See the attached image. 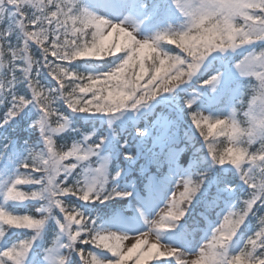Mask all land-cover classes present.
Returning a JSON list of instances; mask_svg holds the SVG:
<instances>
[{"label":"snow or ice","instance_id":"snow-or-ice-1","mask_svg":"<svg viewBox=\"0 0 264 264\" xmlns=\"http://www.w3.org/2000/svg\"><path fill=\"white\" fill-rule=\"evenodd\" d=\"M34 3L37 7V12L43 11L45 3L49 4L50 11L46 17L49 29L47 37L42 38L37 34L39 17L38 15H27L23 8L20 7V0H0V12H4L6 16H9L11 21H14L20 28L27 25L29 29L25 36L27 46L29 49L35 46L41 50L40 68L42 70L47 69L51 76L55 74L59 66L71 64L83 54L82 48H78L71 58H61L57 53V49L61 46L60 41L74 39L81 31L80 26L85 30H94L93 40L91 42L85 41L84 47H99L106 50L112 47L113 37L116 38V55H106L105 58L118 57L120 59L126 54L123 49L129 48L131 50L130 60L133 56L143 60L144 57L149 56L153 51L155 41L151 38L139 40L138 46L134 49L131 48L132 38L129 37V39L125 40V32H129L132 36H135L132 29L126 27L127 25L130 24L136 29L140 28L141 21L137 19V16L143 14V11L147 8V5L142 3L141 0H131L130 5H118L114 4L112 0H105L103 5L105 8L123 10L131 6L135 10V14H129L122 20L123 23L116 22L115 26L110 29L108 28V24L111 22L110 19L81 5L80 0H34ZM174 3L176 8L193 23L192 29L179 36V39L185 45L192 44V41L197 40V38L207 40L220 23V20L216 18L226 19L236 7L234 0H174ZM257 24H259V21H257ZM105 29L108 30L106 31ZM163 35L168 34L165 33ZM9 36H11V32H9ZM197 43H199V40H197ZM254 43L264 44V40H252L245 46H251ZM212 51L215 52V49H212ZM250 52L253 55L246 64L243 66L239 63L235 65L242 76L253 77L259 82L258 87L253 90L252 97L248 101V112L245 113L249 123L248 129L243 130L239 127L235 118V110L231 113L228 121L220 117L214 118L205 115L198 110H194L191 113L195 127L204 133L202 136L203 140L207 142V148L215 163L221 166L225 164L236 166V168L240 169L243 182L253 190L251 198L243 202L244 206L240 211H230L223 216L222 222L214 229L211 237L214 238L215 243L194 264H218L215 247L222 243L220 237L224 234V229L229 228L232 224L233 217L240 215V218L245 222L249 214L254 215L259 206H264V180H260L259 178V174L264 173V152L234 155V153H240L241 151L235 147V143L241 135L247 134L253 140L257 138L264 139V47L253 48ZM193 67L197 68L199 65H193ZM18 71H24V69L18 67L9 74L8 93L10 103L2 117H0V129L13 126V122L16 121L17 117L30 104L34 103L39 107L41 113L39 119L34 121V124L40 130L44 148L37 151L31 147V142H27L28 156L21 164L25 172L17 175L10 184L6 183L4 185H7L8 201L16 203H23L28 200L23 194V185L35 184L39 186L31 193V199L33 200L43 199L39 189L45 183L49 188L56 189L54 205L63 213L65 219V222L60 223L58 221V223L61 232L67 234L68 242L60 243L59 237L57 238L53 247L47 249V255L44 259L48 264H68V255L63 254L62 250H67L66 253L70 254L71 257L73 253L78 254L83 264H129L130 261H134V264H146V261L149 259H155L164 255L174 257L175 264H184V261L179 256L180 249L164 247V252L158 251L160 240L154 238L153 233L165 229H175L179 225V222L185 217L182 206L187 205L193 195L201 190L202 185L204 186L205 184L207 173L199 174L202 184L191 177L179 179L175 184L174 190L171 192L167 206L161 210L158 219L150 223L147 231L129 236L114 231L106 232L102 229H97L95 221L85 216L84 213L77 209L66 207L62 197L72 195L78 196L83 201H107L117 197L131 198L133 192L130 190L118 191L115 187L111 188V190H106L105 185L109 183L110 179L119 178L122 175V171H116L114 176H109V160L107 157L102 158L101 161H97V167H93L91 163L83 167L82 182L77 181L76 183L69 184L66 179L65 181L58 180L62 175L66 178L71 176L78 167L83 166V162H88L91 157L96 156L98 150L101 148L102 141L87 145L74 143L71 145L70 150H65L60 156H57L55 151L50 153L48 151L49 147L53 149L57 148L56 134L63 133L64 131L59 126L53 127L54 123L58 124L61 117L57 114L55 120H52L51 117L54 109L40 103L42 89L38 79L39 72L35 70L26 72L24 80L18 83L16 80V73ZM222 79L223 74L216 73L205 80L203 84L215 92L221 85ZM20 85L27 86L31 93L30 98L26 95L17 94L16 89ZM186 103L189 108H192L194 100L189 99ZM17 109L21 110L20 113L17 112ZM217 129H219L218 135H226L232 141L231 146L220 153H217L216 146L211 143L212 140H209L213 131ZM221 129L223 130L222 133ZM140 134L146 135L147 133L140 131ZM85 140L87 141L88 137H85ZM5 148L7 149V145H5ZM126 155L129 160L136 159L133 154L126 153ZM42 160H47L48 164L36 167V162ZM245 163L253 167L242 168L241 165ZM253 168L257 170L253 171ZM37 173L40 175H35ZM228 187L231 189L233 186L229 185ZM181 188H183V191H180ZM4 210L7 214L6 207ZM40 211L51 213L52 207L42 208ZM141 214L143 215V213ZM24 215L27 225L24 229H33L36 231V235L32 236L31 239L24 240L25 243L22 245V251H17L15 255H5L6 248L0 253V264H22V259L28 255L29 250L40 235V231L45 226L47 217L38 218L33 214ZM259 225V230L249 237L244 246L255 250L256 255L254 256L252 252L241 250L238 254L229 255L231 264H264V255L260 254V252H264V248L261 247L264 244V216H260ZM149 237H153L155 242L150 243ZM125 241L130 246H126L124 244ZM79 243L90 244L107 250L114 259L101 260L92 251L79 248L77 246ZM145 246H147L146 250ZM34 264H36V260Z\"/></svg>","mask_w":264,"mask_h":264},{"label":"clouds","instance_id":"clouds-1","mask_svg":"<svg viewBox=\"0 0 264 264\" xmlns=\"http://www.w3.org/2000/svg\"><path fill=\"white\" fill-rule=\"evenodd\" d=\"M234 2L236 7L226 19L216 18L220 20V23L207 40L197 38L199 43H197V40H193L192 44H183L179 36L192 29L193 23L179 11L182 19L178 17L170 20L167 26L162 27L161 30L151 37L155 41L153 51L149 56L144 57L143 60L135 56L130 60L131 50L124 48L123 51L126 54L119 59V62L108 71L102 73L85 74L72 68L71 64L62 65L52 75L58 86L52 87L41 82L40 77L44 69L40 68L41 59L37 56L36 49H29L27 46L25 39L29 31L27 25L20 28L14 21H11L9 16H6L4 12H0V109L6 110L10 103L8 93L9 74L18 67H22L24 71L16 73L18 83L24 80L26 72L33 70L39 72L38 79L42 89L40 103L54 109L51 117L52 120H55L57 114L61 117L58 124L54 123L53 127L59 126L65 131L70 124L69 116L58 111V105L61 101L67 105L71 113H103L114 115L123 113L128 109L139 111L141 108L147 107L148 102L153 101L159 95L171 93L179 86L190 81L201 69L206 58L214 53L212 49H215V52L219 51L223 53L231 51L236 53L252 40H264V0H234ZM20 7L29 16L38 15L39 28L37 34L42 38L47 37L49 29L46 17L50 11L49 4L45 3L43 11L37 12L34 0H20ZM110 21L108 24L109 29L116 24V22ZM257 21H259V24H257ZM119 22L123 23L122 20ZM126 27L131 28L132 32L135 33V36H132L131 33L125 32V40L131 37V48L134 49L138 46V41L144 40L145 36L140 31V28L136 29L130 24ZM80 28L81 31L74 39L60 41L61 46L57 49V53L61 58H71L78 48L83 49V54L77 60L91 58L102 60L106 55H116L115 40L112 47L106 50L99 47H84L85 41L91 42L93 40L94 30H85L82 26ZM105 30L107 31L108 29ZM9 32H11V36H9ZM165 33L168 35H163ZM13 37L15 38L14 42L12 40ZM167 45H175V48L179 49V51L167 50ZM252 55L251 52H246L236 64L239 63L243 66ZM193 65H199V67L194 68ZM258 85L259 82L256 80L255 82L250 81L248 85H245L242 95L231 102L230 113L226 115L221 114L219 117L228 121L231 113L235 110V118L239 127L247 130L249 123L245 113L248 112V101L252 97L253 90ZM16 92L19 94L18 87ZM20 111V109H17L18 113ZM222 131L221 129V133ZM177 135H179L178 131ZM199 135L202 137L204 133L199 131ZM219 136L223 137V139L211 141L216 146L217 153L225 151L228 149V145L232 144L228 136L223 134ZM70 147L57 143L56 149L49 147L48 151L50 153L55 151L56 155L60 156L65 150H70ZM235 147L241 151L240 153H234V155L264 152V139L257 138L253 140L247 134H244L236 141ZM47 164V160H42L37 161L35 166L41 167ZM245 164H242L241 167L244 168L243 165ZM259 178L260 180H264V173H260ZM196 181L202 184L200 176L197 177ZM23 186V194L28 200L31 199L33 190H25ZM39 190L43 197L42 200L47 201L49 206H52L56 198V189L49 188L45 183ZM200 191L193 195L187 205L182 206L185 216ZM0 197L3 198L5 203L9 202L7 198V185H0ZM4 209L5 206L0 205V241H4L11 230L27 227L24 214H19L14 208L9 207H6V214ZM36 212H40V209H37ZM243 223L240 215H237L233 217L229 228L224 229V234L220 237L222 243L215 247L218 264H231L228 254L229 245ZM153 236L159 239V232H154ZM24 243L25 241L22 240L8 247L5 255H15L17 251H22ZM214 243V238H211L196 252L180 250L179 256L184 261V264H194ZM261 247L264 248V244ZM242 251L252 252L254 256L256 255V251L250 247H244ZM30 253L31 249L28 255L22 259V264H29L28 258ZM260 254L264 255V252H260ZM66 255H68V264H71V255L68 253ZM36 264H41L39 257L36 259Z\"/></svg>","mask_w":264,"mask_h":264},{"label":"trees","instance_id":"trees-1","mask_svg":"<svg viewBox=\"0 0 264 264\" xmlns=\"http://www.w3.org/2000/svg\"><path fill=\"white\" fill-rule=\"evenodd\" d=\"M14 39L15 38L13 37V42ZM33 48L36 49V54L41 59V50L35 46ZM167 50L175 52L179 51V49L175 48V45H167ZM237 58H239V56H236V59ZM231 59V57L226 56L222 58V61L215 59L205 65V67H202V70L193 77L190 85H181L171 93H163L159 95L154 99L156 105L153 110L142 113L137 120L129 121L125 125L114 124L111 126L107 121H102L100 113H96L95 115L93 113H71L67 108V105L61 101L58 105V111L68 115L69 118H72V124L69 130L56 134L55 139L59 145L70 147L74 142L81 141L86 135L95 131L93 136L95 140H91L90 142L100 143L102 141V144L108 142L105 151L111 152L114 155L109 167V176H114L116 171H122L121 177L109 180V183L105 185L106 190H111L113 187L118 191H127L133 187L143 188L142 184L144 180H146L150 171H156L160 175V179L169 173V165L167 164L165 155L167 150L166 152H160L157 145L154 144V137L159 131L154 128L152 134L151 132L148 133L158 117L168 116L187 129L186 134L180 130V137L173 144V147L176 149L179 147H185L181 156L183 164H186L187 161L192 158L198 160V165L195 167L191 178L196 180L200 173H208L204 186L194 199L192 206L188 209L187 215L180 221L181 224L189 226H205L208 225L210 221L217 220L222 208L221 203L228 199V196L224 192L230 189L228 187L229 185L233 186L231 190L237 200L231 211H240L244 206L243 202L251 198V192L253 190L250 187L243 185L240 174L230 167L231 164H225L223 166L216 164L209 153L207 142L203 140V137H200L199 130L196 129L193 123L191 113L194 110L201 111V105L205 103V100H197L196 98L192 108H189L186 103L191 97L193 98V95L196 96V94L202 90L204 87L203 82L205 80L215 73H221L222 70L225 69L223 64H226V62H233L227 61ZM118 62V57H108L102 60L82 59L72 62L70 66L85 74H98L108 71ZM40 79L43 84L49 87L58 86L57 82L48 74L47 69L43 70ZM250 81L255 82V78L246 77L238 81L242 86V93L243 87L248 85ZM18 89L20 95H26L30 98L31 93L26 85H20L18 86ZM226 99L227 97L222 100V103L215 107L216 116L211 115V117L215 118L224 114V104ZM30 106L31 104L25 109L27 110V113H29ZM4 111L5 110L0 109V117H2ZM22 114L19 116L16 124L0 129V159L5 155V145H7L8 148V145L10 144L9 141L12 142L13 140H16L20 148L26 147L24 153L25 158L18 162L17 167L19 168V175L25 172L21 167V164L28 156L27 142H31V147L37 151L44 148V143H42L43 138L39 133L38 126L34 124V121L39 119L38 114L36 111H32L30 116L25 114L23 117ZM140 131L147 134L141 135ZM218 132L219 129L214 130L212 136L209 137V140L223 139V137L218 135ZM126 153L135 155L136 159L129 160ZM83 167H86L85 163H83L82 167H78L71 176L66 178L62 175L58 180L65 181L66 179L69 184L76 183L77 181L82 182ZM256 170L257 169H255V171ZM35 175L38 176L40 174L37 173ZM115 181H117V183L113 185ZM23 187L25 190L32 191L39 186L31 184ZM62 199L66 207L77 209L84 213L85 216L95 221V227L102 219H104V217L110 214L115 207L121 206L123 208L129 201V198L125 199L120 197L107 201H83L78 196L72 195L64 196ZM213 201H218L219 203L215 205L213 204ZM47 203L48 202L45 200L33 199L26 200L23 203L8 202V207L14 208L19 214H34L38 218L47 217L45 226L40 231L42 243L39 245L36 241L34 242L28 258L29 264H33L35 259L43 254V247L49 245L52 239L57 236L59 230L58 221L60 223L65 222L63 213L60 212L59 208L54 204L51 206V213L42 211L36 212L37 209L49 207V204ZM260 216H264V206H259L254 215L249 214L247 216L244 224L236 235L237 239L241 235L245 239V243L241 245L237 253H233L232 255L238 254L244 248L249 237L253 236L254 233L259 230ZM34 235H36V231L33 229L11 230L5 240L0 241V253L13 244L19 243L22 240L31 239ZM77 246L87 251H92L93 253L96 249L103 250L90 244L85 245L79 243ZM66 251L67 250H63L62 253L66 254ZM160 262L163 263L165 260L161 259ZM71 264H83L78 254L73 253ZM129 264H134V261H130ZM146 264H152V260L147 261Z\"/></svg>","mask_w":264,"mask_h":264},{"label":"rangeland","instance_id":"rangeland-1","mask_svg":"<svg viewBox=\"0 0 264 264\" xmlns=\"http://www.w3.org/2000/svg\"><path fill=\"white\" fill-rule=\"evenodd\" d=\"M112 2L118 5H130L131 0H112ZM104 3L105 0H88V2H85L83 6L88 7L89 10L95 11L100 15H104L106 18L112 20L113 22H119L121 20H124V18L129 14H135V10L131 6H128L123 10H115L112 8L103 7ZM159 3H161V5ZM178 17L182 19L179 9L175 6L174 0H155L151 7L146 8V10L143 11V14L137 16V19L141 21L140 31L142 32V34L145 36V38H151L155 35L157 31L161 30L162 27L167 26V23L170 20H174ZM113 39L115 40L116 38L113 37ZM259 47H264V44L254 43L251 46H245L243 49L238 50L236 53H233L231 51L223 53L217 51L210 54V56L206 58L204 64L201 66V69L199 71H201L202 67H204L209 62H212L215 58L221 60L222 57L225 56L235 57V55H239L240 57L236 62L231 64L229 68L221 72L223 74V79L217 91L214 92L211 90V88L204 86L202 90H200V94H203L202 96L197 94L196 96L193 95V98L191 97L192 100H195L196 98L198 99L200 97L206 100L207 104H203L201 106V112H203L205 115L216 116L213 107L215 105H218L221 102L222 97L229 92V105L225 108V115L230 113L232 106L231 102L235 98H238L242 93V86L240 83H238V81L246 78V76H242L239 73L235 65L242 58L243 54L252 51L253 48L258 49ZM192 79L184 85H190L192 83ZM234 82H236V84L233 85ZM155 105L156 101L153 100L148 102L147 107L141 108L139 111L128 109L125 110L123 113H117L114 115L100 113V117L102 121H107L111 126H113L114 124L125 125L129 121L137 120L142 113L148 112L149 110H153ZM32 111H36L38 116H40V109L34 103L31 104L29 113L25 112L22 114V116L24 117L25 114H28V116H30V113ZM93 114L95 115L96 113ZM18 119L19 117H17L16 121ZM69 119L70 124L65 131L71 128L72 118ZM154 128L159 131L154 137V143L160 147V150H163L167 145H169V143H171L174 139L178 137L177 131H179V129H181L182 127L181 124L177 123L168 116H160L154 121L153 127L148 133L151 132L152 134V130H154ZM183 131L187 132L185 128H183ZM94 134L95 131L86 135L85 137H88L87 141L84 137L81 141L74 143H80L83 145L95 144L90 142L91 140H95L93 138ZM12 142L13 144L11 145L8 151L9 154L3 160H0V185L6 183L10 184L17 177V175H19V168H16V163L18 162V160L20 161V159L25 158V156H23L22 154L24 152V149L20 152H16V147L14 145L15 140H13ZM107 145L108 142L101 144V148L98 150V154L96 156L91 157L88 162L83 163H85L86 166L91 163L93 167H97L98 164L96 162L101 161L104 157H107L109 160L110 167L114 155L111 152L105 151ZM14 154L15 157H13ZM180 154L181 150L179 151L172 149L169 152V163L171 166V173L165 178L162 184H158L156 176L151 175L145 184V187L148 191L147 193H142L137 188L129 189L133 192V196L129 199L128 205L126 207V210L129 211L128 214L121 209H117L111 216L100 222L99 225L96 226V228L102 229L106 232L114 231L119 234H126L129 236H134L140 232L147 231L150 226V223L152 221L157 220L161 213V210L167 206L168 199L171 195V192L174 190L176 182L181 178L187 179L188 177L192 176V169L197 164V161L193 160L187 166H183L182 164H180ZM230 167L234 168L238 173L241 174L240 169L236 168V166L230 165ZM243 167L249 168L253 166L246 163L245 165H243ZM253 171H255V168H253ZM116 183L117 181H115L113 185ZM243 184L248 186L244 182ZM180 191H183V188H181ZM0 201L1 205L8 207V203H5L2 197H0ZM234 202L235 200H231L230 202H228L227 208H224L221 211L220 218L215 223L212 222L211 225L205 228H196L192 230L190 234L186 233L185 228H181V222H179V225L175 229L160 230V245L158 246V251L164 252V247H174L186 252H196L201 246H203L211 239L214 233V229L222 222L223 216L230 211V209L234 205ZM141 213H143V215ZM58 229L59 230L57 236L52 239L49 245L43 247V254L41 258H39L41 260V264H48V262L44 259L47 255V249L53 247V244L56 243L58 237L60 243H67V234L62 233L59 226ZM149 241L150 243H154L155 239L153 237H149ZM36 242L39 245L42 243L41 235L37 237ZM244 243L245 239L241 235L238 239L236 236L229 245L228 254L232 255L233 253H237L241 245ZM124 244L126 246H130L128 245L127 241H125ZM146 247L147 246H145V250ZM94 254L101 260L113 258L111 257V253L104 249H96ZM161 259H164L169 264H175V258L168 257L167 255L160 256L155 259H149L148 261L152 260L153 264H158Z\"/></svg>","mask_w":264,"mask_h":264}]
</instances>
